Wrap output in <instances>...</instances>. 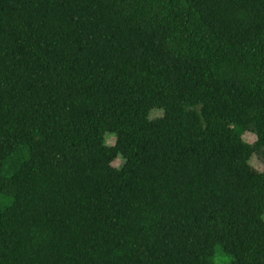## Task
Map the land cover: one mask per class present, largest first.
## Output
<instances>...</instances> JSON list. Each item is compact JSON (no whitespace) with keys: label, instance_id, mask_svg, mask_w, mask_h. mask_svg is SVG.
I'll list each match as a JSON object with an SVG mask.
<instances>
[{"label":"trees","instance_id":"1","mask_svg":"<svg viewBox=\"0 0 264 264\" xmlns=\"http://www.w3.org/2000/svg\"><path fill=\"white\" fill-rule=\"evenodd\" d=\"M254 155L264 0H0V264H264Z\"/></svg>","mask_w":264,"mask_h":264},{"label":"rangeland","instance_id":"2","mask_svg":"<svg viewBox=\"0 0 264 264\" xmlns=\"http://www.w3.org/2000/svg\"><path fill=\"white\" fill-rule=\"evenodd\" d=\"M162 116H163V112L160 110H155L152 113V119L159 118ZM243 138L249 144H253L256 141V135L251 132H247ZM116 142L117 139L115 136L111 134L106 136V144L108 146H115ZM123 164H124V160L122 158H119L114 162L113 165L116 168H120L123 166ZM251 164L258 171H264V160L258 155H254V157L251 160ZM0 203L6 205L9 204L10 202L8 198H6L5 196H1ZM232 260H233L232 257L225 255V253L221 249H217L213 258V264H231Z\"/></svg>","mask_w":264,"mask_h":264}]
</instances>
